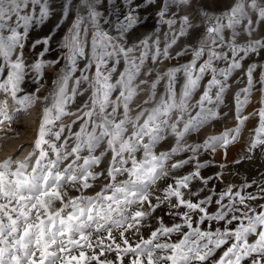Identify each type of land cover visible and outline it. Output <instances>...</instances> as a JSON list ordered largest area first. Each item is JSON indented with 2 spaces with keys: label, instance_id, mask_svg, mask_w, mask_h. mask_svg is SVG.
Wrapping results in <instances>:
<instances>
[{
  "label": "snow or ice",
  "instance_id": "snow-or-ice-1",
  "mask_svg": "<svg viewBox=\"0 0 264 264\" xmlns=\"http://www.w3.org/2000/svg\"><path fill=\"white\" fill-rule=\"evenodd\" d=\"M81 2L91 31L77 14L59 41L66 63L53 81L56 91L43 108L31 150L16 159L21 147L0 160V264H264V203H257L264 201V179L239 187L229 183L217 193L209 186L213 177L201 172L210 162L198 159L201 149L226 154L253 115L258 126L248 151L264 146V71L258 81L260 107L241 114L257 82L254 73L264 64L244 70L246 86L234 96V128L202 143L186 140L219 119L221 113L206 106L214 103L213 89L218 108L233 73L244 69L251 55H264V35H256L264 27V0H232L219 13L205 3L197 7V0H124L127 10L121 6L123 19L115 22L103 19L100 0ZM154 5L171 35L165 33L163 46L147 36L127 46L137 10ZM72 6L73 0H65L63 18ZM173 7L185 11L178 15ZM53 14L51 0H0V93L24 109L40 98L18 96L25 69L31 68L39 83L46 67L59 64L44 59L28 64L25 56L29 28ZM101 20L113 25L114 34ZM185 37L193 42L173 56L171 50ZM53 39L48 35L31 47L45 46L39 53L44 57ZM189 54L186 63L160 67ZM220 61L226 67H217ZM84 96L73 111L70 106ZM10 107L0 100V130L7 124L12 131L16 117ZM70 116L75 119L63 123ZM170 137L174 144L158 150ZM189 165L186 174L178 171ZM222 176L217 173L216 179ZM254 186L256 191H249Z\"/></svg>",
  "mask_w": 264,
  "mask_h": 264
},
{
  "label": "rangeland",
  "instance_id": "rangeland-1",
  "mask_svg": "<svg viewBox=\"0 0 264 264\" xmlns=\"http://www.w3.org/2000/svg\"><path fill=\"white\" fill-rule=\"evenodd\" d=\"M52 6L54 8V14L49 18V20L45 21L43 24L36 25L34 27L29 28V34L32 29L35 31L32 33V35L28 36V38L24 41L26 47H25V56L26 61L28 64L33 63L37 59H44L48 61L52 60H58V65H51L44 69V75L39 81V83L34 82L36 79V74L31 68H26V79L25 83L23 85V91L21 93H18V96L28 95L30 93H35L39 99L35 100L31 106L37 107L39 110L38 116H42L43 108L52 102V96L53 93L56 91V86L53 83V81L57 80L58 77L61 75L60 69L65 66L66 61L63 60V54L65 50L61 49L59 46V41L62 40L63 36L67 32V29L71 26V23L73 20H75L77 14L84 17V24L89 27V30L91 31L90 23L87 19L88 13L87 8L82 5L81 0H73V6L71 8L70 16L68 18L62 17V10L61 6L65 2V0H51ZM101 7L98 8L99 11H101L103 19H107L110 21L115 22L117 19H123V16L121 15V6H123V9L127 10V5L124 3V0H100ZM200 3H205L208 6V10L213 13H219L220 11L224 10L226 7L229 6V4L232 3V0H197V7ZM156 6L153 7H146L142 9L137 10V16H138V23L134 26L133 30H130L129 34L126 36V44L127 46H131L130 43L134 44V42L131 41V38L129 35H138L137 41H139L143 38L151 37V40H156L157 38L161 41V46H163L164 39H165V33H169V36L171 35L170 30L168 26L164 23H161L159 20V17L156 15L155 11ZM172 11L177 12V14H183V11L185 9H177L175 7L172 8ZM186 11L191 12V9H186ZM111 13V14H110ZM171 18V13H169V17ZM61 19L64 20L63 24H61V27L59 29H56V31L53 33L52 30L55 28L56 24L60 23ZM199 23V21H196ZM101 25L104 28L105 31H110L114 34V27L113 25H104L103 20H101ZM176 28L179 27V24L175 26ZM200 31H203L201 29ZM53 35L54 39L48 45L47 47L50 48V51L46 52L44 57H40L39 53L43 51V48L45 46L43 45H37L36 48H32L31 45L36 40H43L46 36ZM257 38L260 35H264V27L260 29V31L256 34ZM89 45H90V36L88 37ZM246 41L245 36L240 37V43H244ZM192 39L185 37L181 38L180 41H178V44L173 47L171 50L173 53V56H175V52L179 51L185 43H192ZM136 42V44H138ZM90 50V49H86ZM138 54V53H137ZM206 58V57H205ZM191 59V55H185L182 57H177L173 60L165 61L164 65L160 66L161 68L167 67V66H175L180 63H186ZM84 61H81L80 64L83 66ZM217 67L223 68L226 67V62L220 61L216 62ZM251 63H256L257 65L264 64V55H251L249 58H247L244 62V69L237 70L233 73L232 77L229 78V84L230 88L228 91L224 93L223 96V103L219 105L217 108L215 104V89H213V104L206 105L208 108H213L214 110H217L221 113L219 119L209 121L206 123L198 133H192L188 136H186V140L189 144L192 143H202L204 139H206L210 135H219L221 134L225 129L234 128L236 126L237 121L234 118L235 112V100L234 96L235 93L240 90V88H243L246 86V77L244 75V70H246L247 65ZM122 70V65L120 66ZM264 71V69L257 68L256 72L254 73V77L256 79L255 88L253 89L250 97L249 103L244 107L242 111L243 116H247L250 113H254L259 107V97L261 95L259 89L261 85L259 84V75L260 72ZM78 75V73H77ZM210 74L206 75L204 80L201 82V88L197 90V93L193 97V103L196 99H198L199 94L203 90V86L207 83V81L210 79ZM182 74L180 76V80L178 82L177 91H179V83H182ZM37 88H39V91L37 92ZM159 91H163V82L159 86ZM8 96H5L3 93H0V99L4 100L7 99ZM44 97H48L47 100H44ZM145 98L144 94L141 95L140 99ZM243 98V96H241ZM87 96L84 97H78L76 104L72 105V110L74 111L76 106H79L83 100H86ZM8 103L10 105H13V108H16L19 110V108H22L20 105L15 104L13 100L10 98ZM15 105V106H14ZM31 106H29L26 110L30 109ZM25 110L24 108H22ZM196 109L192 110V114H195ZM224 113H227L225 116ZM15 115V114H14ZM17 117V114L15 115ZM72 119H75V117H67L63 120V123L67 124L70 123ZM175 119V116L173 117ZM185 119H187V115L185 116ZM57 124H60V122H57ZM258 126V116H251L249 120L245 122V124L242 126L240 134L238 139L228 146L227 152L225 154V151L223 149H217L215 153H212L210 151H205L204 149L200 150V155L198 157L200 162L209 161L210 163L207 164V166L203 169H201V172L204 176H212L213 180L210 182V187L216 191L217 193L219 191H222L225 186L229 183L236 185L239 187L243 183H251L253 180L257 181L259 183L262 179H264V146H258L256 149L252 150L251 152L248 151V145L251 141V139L254 136L253 129ZM182 127V125H181ZM174 144V137H170L166 142H162L161 145H158V150H166L170 145ZM27 144H23L22 151L26 147ZM20 147V148H21ZM19 152L18 155H16V158H18L21 154ZM13 152L12 154H14ZM191 153H180L179 156L183 158H187ZM251 157V159H249ZM3 160V159H0ZM235 161H239V163H235ZM224 164V168H220V165ZM191 165L185 166L184 169L178 170L181 173H187L188 170H190ZM217 173H223V176L221 179H216ZM200 185L196 184L194 187L198 188ZM98 190V189H95ZM95 190H91L89 194H92ZM249 191L255 192L256 187L249 189ZM201 195H204V193H201ZM257 203H264V201H258ZM212 207L211 205L209 206ZM163 214V213H160ZM166 221L170 222L171 218L165 216ZM144 234L147 236L149 230L144 229ZM175 238V237H174Z\"/></svg>",
  "mask_w": 264,
  "mask_h": 264
},
{
  "label": "bare ground",
  "instance_id": "bare-ground-1",
  "mask_svg": "<svg viewBox=\"0 0 264 264\" xmlns=\"http://www.w3.org/2000/svg\"><path fill=\"white\" fill-rule=\"evenodd\" d=\"M34 26L35 25H33L32 27ZM34 31L35 30L32 29L30 31L31 34L29 35L31 36ZM129 36L132 37V42L138 43V41L136 40L138 35H135V33H133V35L130 34ZM130 44L132 45V43ZM10 98L11 97L8 96L7 101H9ZM10 106V111L15 115L17 114V117L12 123V131H8L7 124L3 126V130H0V137H4V139H0V159H4L8 155H11L23 144H27L24 150L21 152L20 156L16 158L22 159L31 150V146L35 138V133L42 116L37 115L39 114V110L37 107L31 106V108L28 110H23L22 108H19V110H17L16 108H13V105ZM56 127L58 128L59 124H57Z\"/></svg>",
  "mask_w": 264,
  "mask_h": 264
}]
</instances>
